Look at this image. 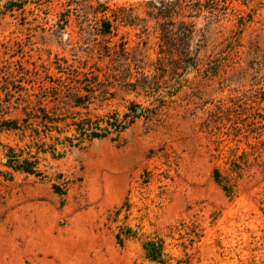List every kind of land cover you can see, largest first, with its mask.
Returning <instances> with one entry per match:
<instances>
[{"label": "rangeland", "instance_id": "374dc122", "mask_svg": "<svg viewBox=\"0 0 264 264\" xmlns=\"http://www.w3.org/2000/svg\"><path fill=\"white\" fill-rule=\"evenodd\" d=\"M22 2L0 16V264H159L148 241L264 264V0Z\"/></svg>", "mask_w": 264, "mask_h": 264}, {"label": "trees", "instance_id": "16d2710c", "mask_svg": "<svg viewBox=\"0 0 264 264\" xmlns=\"http://www.w3.org/2000/svg\"><path fill=\"white\" fill-rule=\"evenodd\" d=\"M188 3L187 6L193 10H201L203 7L202 4H200V0H186ZM205 3L211 2L215 6H219V0H204ZM197 4V5H195ZM25 6V3L22 2V0H0V16L9 14L12 15L14 12H21ZM208 10H214V9H208ZM9 125H5V128H8L10 130H16L18 129V124L14 121L6 123ZM75 126V132L77 134L85 135L86 134V128L90 126V121H84L79 122L74 125ZM92 138H99V135L90 134ZM12 165V164H11ZM12 168L15 171H20L25 174H36V169L34 167V162H30L28 160H22L21 162L17 163V165H12ZM119 240V237H117ZM143 250L145 252L146 257L155 263L161 264L163 262L162 255H161V248L159 244L153 241L145 242L143 245Z\"/></svg>", "mask_w": 264, "mask_h": 264}, {"label": "water", "instance_id": "95a60500", "mask_svg": "<svg viewBox=\"0 0 264 264\" xmlns=\"http://www.w3.org/2000/svg\"><path fill=\"white\" fill-rule=\"evenodd\" d=\"M136 112H137V113H140V110L138 109Z\"/></svg>", "mask_w": 264, "mask_h": 264}]
</instances>
